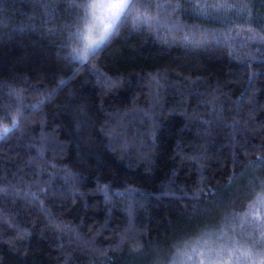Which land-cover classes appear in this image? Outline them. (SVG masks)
Wrapping results in <instances>:
<instances>
[{"label":"trees","instance_id":"obj_1","mask_svg":"<svg viewBox=\"0 0 264 264\" xmlns=\"http://www.w3.org/2000/svg\"><path fill=\"white\" fill-rule=\"evenodd\" d=\"M179 3L158 9L167 24L125 29L85 63L70 46L80 0H0V124L12 126L0 137V264H164L256 181L264 0L207 16ZM194 32L195 46L172 39Z\"/></svg>","mask_w":264,"mask_h":264},{"label":"clouds","instance_id":"obj_2","mask_svg":"<svg viewBox=\"0 0 264 264\" xmlns=\"http://www.w3.org/2000/svg\"><path fill=\"white\" fill-rule=\"evenodd\" d=\"M103 2L115 3L118 0ZM87 3L88 0H80L76 37L70 45L78 54L86 44L88 25L93 26V35L97 36L102 27L101 20L94 19L84 6ZM133 6H138L140 10L148 8L158 14L152 0H131L130 9H126L113 29L89 50L87 58L84 59L85 63H94L98 58L99 46L120 35L125 29L151 33V25L135 19L136 8ZM183 37L184 35L176 34L172 39L184 43ZM260 192H264V179L250 182L231 210L221 211L185 233L168 250V258L172 264H201L198 256L200 249L205 250L206 258L203 264H264V205L259 206V217L252 215L249 208L250 202L254 201ZM252 227L256 229L255 235L252 234ZM183 252H190V259L182 256Z\"/></svg>","mask_w":264,"mask_h":264},{"label":"snow or ice","instance_id":"obj_3","mask_svg":"<svg viewBox=\"0 0 264 264\" xmlns=\"http://www.w3.org/2000/svg\"><path fill=\"white\" fill-rule=\"evenodd\" d=\"M131 0H118V2L115 3H105L103 0H88V3L84 5L94 19H99L102 22V27L99 29V35H93V26L88 25V32L85 34V40L86 44L85 46L79 51V56L82 59H86L89 50L94 48L103 38L109 33L113 26L116 24V22L120 19L121 14L125 12L126 9H130ZM191 6L199 12L201 16H207L208 15V8H212L216 11L221 10L223 5L220 2L209 4L207 0H192ZM136 8V16L135 19L139 22H142L144 24L153 25V24H167V21L162 19L157 14H154L151 12L148 8H145L143 10H140L138 6H133ZM157 9L160 8H174L178 9L181 7L179 0H177V3L174 5H167L163 3H157L155 5ZM231 7V5H229ZM170 28L172 25H168ZM198 29V26H197ZM203 35V34H201ZM206 38V37H205ZM184 41L186 43H190L193 46L201 43V40L195 39V32L192 35L185 34L183 37ZM105 79L102 81L106 87H111L112 85L116 84L117 81L113 80L108 74H103ZM152 74H150L151 76ZM153 79H155V76H153ZM65 83L64 80L58 81V86H62ZM54 89L53 91H55ZM51 93H49L50 95ZM44 98H47L46 96ZM42 98V99H44ZM41 101H38L37 104L41 103ZM35 107V105H33ZM18 123L17 116L12 117V124ZM11 127L9 124H0V133H5L8 131V129ZM152 139L154 140L155 137L153 136ZM233 141L235 140V137H232ZM38 154L40 152L38 151ZM98 184V191L104 193L107 198V193L109 191V186L107 184ZM33 196H36V193H33ZM42 203V202H41ZM264 205V192L257 193L256 198L254 201L250 202L249 208L252 210L251 214L255 215L257 217L260 216L259 213V206ZM182 256H185L186 258L191 257L190 252H183L181 254ZM199 259L201 261V264H203L205 257V250L200 249L198 252Z\"/></svg>","mask_w":264,"mask_h":264},{"label":"rangeland","instance_id":"obj_4","mask_svg":"<svg viewBox=\"0 0 264 264\" xmlns=\"http://www.w3.org/2000/svg\"><path fill=\"white\" fill-rule=\"evenodd\" d=\"M209 1H212V2H215V3H217V2H220L221 3V1H226V0H209ZM229 1H233L235 4H239L240 2H243V0H229ZM100 47V46H99ZM71 51H72V54H73V56H74V58H75V60L77 61V62H82L84 59H82L80 56H79V54L73 49V48H71ZM12 127V126H11ZM10 127V128H11ZM9 128V129H10ZM8 129V130H9ZM6 134V132L5 133H0V137L1 136H3V135H5ZM264 167V166H263ZM261 168V170H257V174H258V177L256 176V174H255V180H258V179H261L262 178V169H264V168ZM256 168L257 167H252V166H250V169L251 170H256ZM246 176V175H245ZM245 176H242L241 178H240V182H242L241 184H243L244 182H245V180H246V178H245ZM244 177V178H243ZM264 179V178H263ZM242 180V181H241ZM249 184L250 183H246V185H245V188H242V187H237V190L238 191H240L241 190V192L243 193L248 187H249ZM235 189V188H234ZM236 190V189H235ZM241 192H236L235 191V193H238V197L240 196V194H241ZM236 203V202H235ZM235 203H233V204H235ZM231 208H232V206H231ZM230 210V209H229ZM169 250V249H168ZM168 250H167V248H166V252H163V254H164V258H165V263L164 264H172V262H171V260H169L168 259ZM137 264H142V262H138Z\"/></svg>","mask_w":264,"mask_h":264}]
</instances>
